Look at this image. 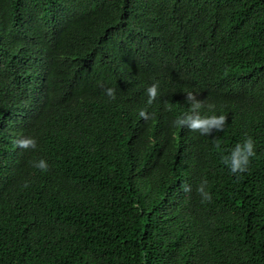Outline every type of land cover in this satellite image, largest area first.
Masks as SVG:
<instances>
[{
  "label": "trees",
  "instance_id": "obj_1",
  "mask_svg": "<svg viewBox=\"0 0 264 264\" xmlns=\"http://www.w3.org/2000/svg\"><path fill=\"white\" fill-rule=\"evenodd\" d=\"M0 264H264V0H0Z\"/></svg>",
  "mask_w": 264,
  "mask_h": 264
},
{
  "label": "clouds",
  "instance_id": "obj_2",
  "mask_svg": "<svg viewBox=\"0 0 264 264\" xmlns=\"http://www.w3.org/2000/svg\"><path fill=\"white\" fill-rule=\"evenodd\" d=\"M147 93V105H151L158 97V83H153L148 86L146 89ZM186 103L190 105V110L188 113H185L182 116L177 117L173 124L177 128H187L191 131L199 132L201 135H210L213 130L221 131L224 129V126L227 122L226 115H202L200 109L205 107L204 101L198 100L193 91L185 92ZM105 94L112 100L115 97L114 88H106ZM209 109L212 108V105L207 106ZM139 117L144 120L150 119V115L147 112L146 108L139 110ZM16 144L21 149L36 148V141L32 137L20 138L16 141ZM216 148H220L219 142L216 143ZM255 147L254 141L251 137H247L242 143H237L235 147L230 151L226 156H223V163L229 168L230 172L233 175L239 176L246 172L251 163V158L255 156ZM34 167L39 168L41 171L46 172L48 170V164L45 160L40 159L34 164ZM207 181L202 180L199 186L197 187V192L201 196V202H210L212 197L211 193L206 190ZM27 187V185H25ZM181 189L184 192H190L191 185L182 184Z\"/></svg>",
  "mask_w": 264,
  "mask_h": 264
}]
</instances>
